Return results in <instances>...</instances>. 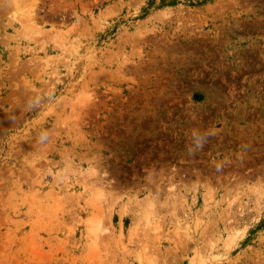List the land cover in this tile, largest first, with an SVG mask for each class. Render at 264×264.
I'll use <instances>...</instances> for the list:
<instances>
[{
	"label": "rangeland",
	"instance_id": "rangeland-1",
	"mask_svg": "<svg viewBox=\"0 0 264 264\" xmlns=\"http://www.w3.org/2000/svg\"><path fill=\"white\" fill-rule=\"evenodd\" d=\"M0 264H264V0H0Z\"/></svg>",
	"mask_w": 264,
	"mask_h": 264
}]
</instances>
